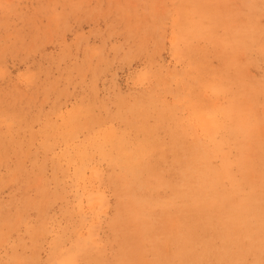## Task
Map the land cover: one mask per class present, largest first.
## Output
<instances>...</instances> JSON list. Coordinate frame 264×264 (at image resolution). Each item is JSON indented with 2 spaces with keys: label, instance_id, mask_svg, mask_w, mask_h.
Segmentation results:
<instances>
[{
  "label": "rangeland",
  "instance_id": "1",
  "mask_svg": "<svg viewBox=\"0 0 264 264\" xmlns=\"http://www.w3.org/2000/svg\"><path fill=\"white\" fill-rule=\"evenodd\" d=\"M260 5L0 0V264H261ZM192 65L231 85L195 150L158 103ZM88 96L122 116L99 125Z\"/></svg>",
  "mask_w": 264,
  "mask_h": 264
},
{
  "label": "snow or ice",
  "instance_id": "2",
  "mask_svg": "<svg viewBox=\"0 0 264 264\" xmlns=\"http://www.w3.org/2000/svg\"><path fill=\"white\" fill-rule=\"evenodd\" d=\"M261 10L264 12V0H261ZM231 42L225 41L224 47H231ZM188 44L179 50V54L184 57L187 52ZM196 72L194 78L184 80L183 91L174 95L172 99L158 101L166 108H175L179 115L175 118L173 128L177 139L183 140L186 144L190 143L195 150L197 144H203L206 140L209 144H215L218 139L219 109L212 103L222 96L228 95L230 91V82L222 74H212L204 72L201 74L198 65H192ZM261 100L262 109H264V78L261 80ZM173 99L175 103H173ZM87 103L94 119L99 125H104L109 120H114L122 116L116 112V109L105 100L99 97H86V101H80L81 104ZM194 133L199 134V140ZM262 204H264V187H262ZM114 224L119 222V216L114 217ZM90 246L100 248L103 242H90ZM9 264H28L25 261L12 262ZM57 264H99L98 261L81 259L80 253H70L66 259L58 261ZM264 264V261L261 262Z\"/></svg>",
  "mask_w": 264,
  "mask_h": 264
}]
</instances>
